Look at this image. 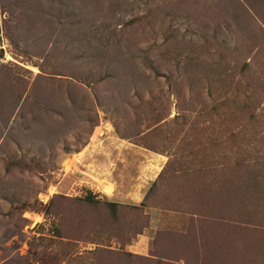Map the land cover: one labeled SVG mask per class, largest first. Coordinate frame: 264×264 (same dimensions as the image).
<instances>
[{
  "label": "rangeland",
  "instance_id": "374dc122",
  "mask_svg": "<svg viewBox=\"0 0 264 264\" xmlns=\"http://www.w3.org/2000/svg\"><path fill=\"white\" fill-rule=\"evenodd\" d=\"M0 264H264V0H0Z\"/></svg>",
  "mask_w": 264,
  "mask_h": 264
},
{
  "label": "crops",
  "instance_id": "0c3cea01",
  "mask_svg": "<svg viewBox=\"0 0 264 264\" xmlns=\"http://www.w3.org/2000/svg\"><path fill=\"white\" fill-rule=\"evenodd\" d=\"M77 155V154H76ZM105 185H110V184H105ZM104 185V186H105ZM103 195V193H101ZM152 219H156V218H152ZM151 219V220H152ZM152 231H151V228L150 227H144V230H142L141 232H138L136 234V236L133 238L134 240L133 241H136L137 245H140V251L143 252V250H147L148 249V245L150 244V240H151V235H152ZM160 239V237H159ZM158 239V240H159ZM159 241H166V238L164 236H161V239ZM134 243L131 244V246H133ZM138 249V246L137 247H132V249H130V251L132 252H138L136 251Z\"/></svg>",
  "mask_w": 264,
  "mask_h": 264
},
{
  "label": "trees",
  "instance_id": "16d2710c",
  "mask_svg": "<svg viewBox=\"0 0 264 264\" xmlns=\"http://www.w3.org/2000/svg\"><path fill=\"white\" fill-rule=\"evenodd\" d=\"M48 6H49V3H48ZM57 7H61V6H58L57 5ZM76 10H78V11H80L78 8L77 9H75V11ZM72 14H76L75 12H73ZM78 28V27H77ZM78 35H76V37H77ZM108 42L110 43V40H108ZM104 47V46H103ZM106 48V47H105ZM106 50V49H105ZM105 50L104 49H102V48H100V49H98V53H97V57H95V58H98L99 59V61H101V60H107L108 62L111 60L112 61V57H108V56H106L105 54L106 53H108V52H105ZM113 58H115V57H113ZM116 58H118V57H116ZM106 61V66H110V64H111V62H107ZM101 65H103V64H101ZM133 66H134V64H133ZM113 69H114V73L117 71L116 69H115V67H113ZM118 75V74H117ZM117 75H116V77H117ZM104 77L102 78V79H104V78H109L110 76H111V74L107 71L106 72V74L105 75H103ZM102 79H100V80H102ZM87 201H90V202H98V201H94L93 199H87ZM117 204L118 203H115V202H108V201H106V205H108V206H112V207H114V206H117ZM138 207V206H137ZM137 207L136 206H134V208H136L137 209Z\"/></svg>",
  "mask_w": 264,
  "mask_h": 264
},
{
  "label": "bare ground",
  "instance_id": "6f19581e",
  "mask_svg": "<svg viewBox=\"0 0 264 264\" xmlns=\"http://www.w3.org/2000/svg\"><path fill=\"white\" fill-rule=\"evenodd\" d=\"M104 191L107 193V194H110L112 192V186L111 185H105L104 186Z\"/></svg>",
  "mask_w": 264,
  "mask_h": 264
}]
</instances>
